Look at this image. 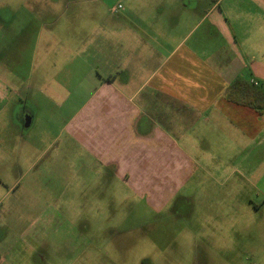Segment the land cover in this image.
<instances>
[{"label":"rangeland","instance_id":"374dc122","mask_svg":"<svg viewBox=\"0 0 264 264\" xmlns=\"http://www.w3.org/2000/svg\"><path fill=\"white\" fill-rule=\"evenodd\" d=\"M118 5L127 2L0 0V264H264V177H229L235 161L219 145H209L219 159L200 161L211 175L193 166L159 210L113 185L91 190L84 171L44 168L56 152L57 167H69L60 127L84 96L48 95L43 82L74 74L83 43L113 40L102 29L116 28Z\"/></svg>","mask_w":264,"mask_h":264},{"label":"crops","instance_id":"0c3cea01","mask_svg":"<svg viewBox=\"0 0 264 264\" xmlns=\"http://www.w3.org/2000/svg\"><path fill=\"white\" fill-rule=\"evenodd\" d=\"M126 2L117 9L116 28L102 29L113 33L112 41L83 43L77 49L86 58L70 69L74 74L53 85L43 82L48 95L84 96L60 127L69 144V167H57L56 152L44 168L56 174L84 171L91 190L113 185L159 210L184 188L193 166L211 175L200 161L216 159L209 145H219V153L235 161L229 177L259 183L264 112L224 95L239 77L264 90V0ZM76 69L84 72L75 74ZM1 78L3 73L2 84ZM34 122L31 117L24 128ZM79 156L84 165L74 167L71 161Z\"/></svg>","mask_w":264,"mask_h":264},{"label":"trees","instance_id":"16d2710c","mask_svg":"<svg viewBox=\"0 0 264 264\" xmlns=\"http://www.w3.org/2000/svg\"><path fill=\"white\" fill-rule=\"evenodd\" d=\"M224 98L231 103L250 108L260 115L264 112V90L241 77L232 81L226 89Z\"/></svg>","mask_w":264,"mask_h":264},{"label":"water","instance_id":"95a60500","mask_svg":"<svg viewBox=\"0 0 264 264\" xmlns=\"http://www.w3.org/2000/svg\"><path fill=\"white\" fill-rule=\"evenodd\" d=\"M30 124V117L27 116L24 120V126L27 127Z\"/></svg>","mask_w":264,"mask_h":264},{"label":"built area","instance_id":"2783aa9c","mask_svg":"<svg viewBox=\"0 0 264 264\" xmlns=\"http://www.w3.org/2000/svg\"><path fill=\"white\" fill-rule=\"evenodd\" d=\"M117 9H121V6L120 5H118L117 7H114L113 8V11H115V10H117ZM255 86H257L258 85V83L257 82H252Z\"/></svg>","mask_w":264,"mask_h":264},{"label":"flooded vegetation","instance_id":"af4514ba","mask_svg":"<svg viewBox=\"0 0 264 264\" xmlns=\"http://www.w3.org/2000/svg\"><path fill=\"white\" fill-rule=\"evenodd\" d=\"M28 115H25L22 119L25 120V118L27 117Z\"/></svg>","mask_w":264,"mask_h":264}]
</instances>
